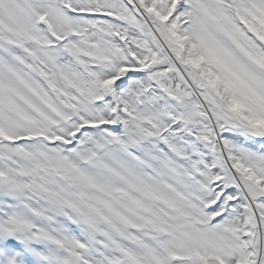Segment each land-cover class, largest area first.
I'll list each match as a JSON object with an SVG mask.
<instances>
[{
  "label": "snow or ice",
  "instance_id": "obj_1",
  "mask_svg": "<svg viewBox=\"0 0 264 264\" xmlns=\"http://www.w3.org/2000/svg\"><path fill=\"white\" fill-rule=\"evenodd\" d=\"M0 264H264V0H0Z\"/></svg>",
  "mask_w": 264,
  "mask_h": 264
}]
</instances>
